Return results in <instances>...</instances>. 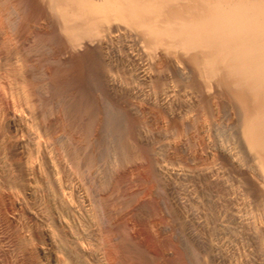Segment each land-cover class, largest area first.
<instances>
[{"label":"bare ground","instance_id":"1","mask_svg":"<svg viewBox=\"0 0 264 264\" xmlns=\"http://www.w3.org/2000/svg\"><path fill=\"white\" fill-rule=\"evenodd\" d=\"M0 264H264V0H0Z\"/></svg>","mask_w":264,"mask_h":264},{"label":"rangeland","instance_id":"2","mask_svg":"<svg viewBox=\"0 0 264 264\" xmlns=\"http://www.w3.org/2000/svg\"><path fill=\"white\" fill-rule=\"evenodd\" d=\"M180 109H182V108H180ZM184 109V108H183ZM184 110H187V109H184ZM189 110V109H188ZM180 111V110H179ZM182 111V110H181ZM220 120H221V122L222 121H224V122H226L225 120H229L228 119V114L226 113L225 114V112L224 113H222V115H221V117H220ZM220 120H219V122H220ZM227 122H229V121H227ZM163 140V139H162ZM165 142V141H164ZM163 145V144H162ZM138 185V184H137ZM232 196H234L233 194H232ZM231 196V197H232ZM232 199L234 200L235 198L234 197H232Z\"/></svg>","mask_w":264,"mask_h":264}]
</instances>
